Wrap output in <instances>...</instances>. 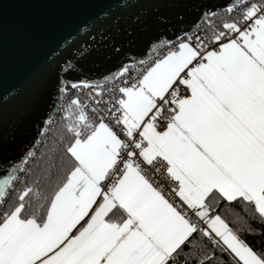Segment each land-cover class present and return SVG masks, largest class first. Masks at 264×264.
<instances>
[{
    "label": "snow or ice",
    "instance_id": "snow-or-ice-1",
    "mask_svg": "<svg viewBox=\"0 0 264 264\" xmlns=\"http://www.w3.org/2000/svg\"><path fill=\"white\" fill-rule=\"evenodd\" d=\"M82 3L94 10L49 48L31 81L61 94L69 86L89 90L101 98L94 104L107 108L93 106L98 119L77 98L64 109L65 175L51 194L24 188L0 213V264H174L196 234L232 264H264V250L209 214L212 200H241L264 223V0L228 3L222 11L230 19L213 29V50L198 32L157 31L144 47L156 49L159 41L167 53L131 82L123 79L127 65L93 81L82 62L102 49L118 56L113 33L122 31L131 45L168 19L151 0ZM214 15L208 10L202 19ZM117 79L122 83L103 101L106 82ZM161 117L166 127L158 130ZM145 166L166 172L169 195L178 200L148 178ZM15 173L16 166L7 168L0 178V201ZM249 234L264 232L250 227ZM214 259L205 255L197 264Z\"/></svg>",
    "mask_w": 264,
    "mask_h": 264
},
{
    "label": "water",
    "instance_id": "water-1",
    "mask_svg": "<svg viewBox=\"0 0 264 264\" xmlns=\"http://www.w3.org/2000/svg\"><path fill=\"white\" fill-rule=\"evenodd\" d=\"M230 2L234 0H151L168 25L142 35L131 45L122 31L113 33L114 42L122 49L120 54L102 49L86 57L82 68L95 81L121 64L145 60L163 47L155 41L156 49L145 48L149 36L169 28L191 32L206 21L202 19L204 12L216 14ZM93 10L82 0H0V178L7 168L16 166L17 173L61 97L54 87L32 83L34 69L49 48ZM71 79L78 81L80 77L72 75Z\"/></svg>",
    "mask_w": 264,
    "mask_h": 264
},
{
    "label": "trees",
    "instance_id": "trees-1",
    "mask_svg": "<svg viewBox=\"0 0 264 264\" xmlns=\"http://www.w3.org/2000/svg\"><path fill=\"white\" fill-rule=\"evenodd\" d=\"M229 19L230 17L219 11L211 17L210 21L206 20L191 32H198L199 35L210 41L213 29L220 30L223 22ZM66 124V121H59L56 124L49 139L40 147L38 156L33 161L23 183L18 185L17 190L8 196L5 210L17 203V196L24 188L32 187L33 192L39 191L47 195L51 194L61 182L68 167L64 151V146L68 142ZM33 202L35 203L34 200ZM210 205L214 213L220 215L240 239L256 250H264V234H249L250 227L256 232H264V223L259 222L253 208L245 207L241 200L231 204L223 200H212ZM205 255L215 257L212 264H232L231 257L226 251L222 252L221 248H213L210 242L200 234H196L191 247L185 246L174 264H197V261L203 259Z\"/></svg>",
    "mask_w": 264,
    "mask_h": 264
},
{
    "label": "built area",
    "instance_id": "built-area-1",
    "mask_svg": "<svg viewBox=\"0 0 264 264\" xmlns=\"http://www.w3.org/2000/svg\"><path fill=\"white\" fill-rule=\"evenodd\" d=\"M221 12H223V11L221 10ZM223 13L229 17L228 14H226L225 12H223ZM231 15L235 16L236 13L234 12ZM201 38L203 39L204 44L208 45L207 49L213 48V45L209 41H207L202 36H201ZM167 51H168V48L166 46H163L154 55L145 59L146 64H140L139 62H136V63H133L131 65H128L129 74H127L123 79H127V80H129V82H131V77H133V76L138 77L139 74L142 71H144L147 66L151 65V62L154 59L163 56L164 54L167 53ZM120 83H122V81L120 79L114 80L112 82H107L105 89H104V95L102 97V100L107 101V100L111 99L112 93H110L108 91V89H111L114 87V85H119ZM181 93L183 94V88H181ZM73 98L79 99L81 101L82 105L83 104L87 105V107L85 108V111L87 112L90 119H98L97 114L92 112L93 106H96L99 109H106L107 108V105H105L104 103H101L100 105H95L94 100L95 99H101V98L95 97L94 93H90L89 90L81 89V90L77 91V90L71 89V87L69 86L67 92L65 94H61V97L59 99L58 104L56 105L54 111L52 112V114L50 115L48 120L46 121L47 123L45 124L44 128L42 129L40 136L37 139V142L35 143L34 148L31 151L32 155L27 156L25 158L26 163H23L20 166L23 168V171H21V170L17 171L16 176L18 177V180L13 182V187L8 190V195H7L6 199H4L3 201H0V213H2L5 210V204H6V201L8 199V196L10 195V193L15 192L17 190L18 185L23 183L24 178L27 175V173L29 172V169H30L33 161L38 156V152H39L40 147L49 139L51 133L54 130V127L56 126V124L59 121H66V120H64V115H65L64 109L70 104V101ZM66 122L68 123V121H66ZM106 122L109 124L113 123L112 121L107 120V118H106ZM154 123L156 124L158 130H162L164 127H166V120L163 117H161L159 121H156ZM145 167L147 168V166H145ZM147 174H148V178L156 186L163 188L164 194L170 200H173V199L178 200V198H175L174 193L169 195V193H171L172 182L167 178L166 172L163 169H161V171L159 173H156L153 169L147 168ZM193 219H195V217H193ZM202 226H204V225H202ZM204 227H206V226H204Z\"/></svg>",
    "mask_w": 264,
    "mask_h": 264
},
{
    "label": "crops",
    "instance_id": "crops-1",
    "mask_svg": "<svg viewBox=\"0 0 264 264\" xmlns=\"http://www.w3.org/2000/svg\"><path fill=\"white\" fill-rule=\"evenodd\" d=\"M207 50H213V48H211V49H207ZM165 55V54H164ZM162 57V56H161ZM217 196H219V194L217 193ZM219 200H223V198H219ZM224 201V200H223ZM227 202V201H226ZM214 204V203H213ZM212 205V204H211ZM209 214L210 215H216L215 213H214V210H213V208L212 207H210V211H209ZM113 220H119L121 217H120V214L119 213H117L115 216H112L111 217Z\"/></svg>",
    "mask_w": 264,
    "mask_h": 264
}]
</instances>
